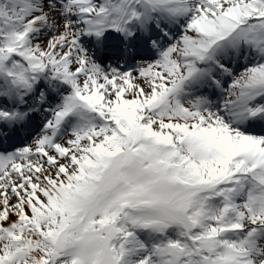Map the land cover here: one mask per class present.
I'll return each instance as SVG.
<instances>
[{
    "label": "snow or ice",
    "instance_id": "snow-or-ice-1",
    "mask_svg": "<svg viewBox=\"0 0 264 264\" xmlns=\"http://www.w3.org/2000/svg\"><path fill=\"white\" fill-rule=\"evenodd\" d=\"M0 264H264V0H0Z\"/></svg>",
    "mask_w": 264,
    "mask_h": 264
}]
</instances>
